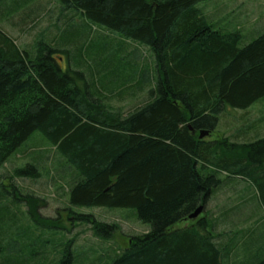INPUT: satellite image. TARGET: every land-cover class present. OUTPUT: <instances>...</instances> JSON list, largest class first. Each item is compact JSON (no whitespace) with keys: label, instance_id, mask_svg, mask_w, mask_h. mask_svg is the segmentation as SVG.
I'll list each match as a JSON object with an SVG mask.
<instances>
[{"label":"trees","instance_id":"trees-1","mask_svg":"<svg viewBox=\"0 0 264 264\" xmlns=\"http://www.w3.org/2000/svg\"><path fill=\"white\" fill-rule=\"evenodd\" d=\"M58 1L64 12H76L70 20L80 15L122 38L105 39L106 50L115 44L133 57L144 46L148 60H137V65L143 63L138 70L146 82L135 72L128 81L137 92L148 83L149 93L126 114L113 110L108 101L115 94L109 88L122 82L124 69L112 75L115 64L101 63L96 52L89 63L84 42L73 52L79 43L58 40L55 34L21 49L0 29V169L40 132L73 170L71 207L133 209L148 226L146 233L128 235V245L110 264H230L229 253H240L239 245L227 247L236 230L215 234L206 215L190 216L200 207L207 214L227 182L232 193L241 182L255 186L264 208V137L239 143L216 136L200 139V134H214L225 111L248 110L264 99V27L246 42L240 29L226 30L198 8L209 0ZM41 15L36 12L29 22L26 17L20 28L32 22L35 29ZM96 75L106 80L98 84ZM17 173L39 174L33 164ZM4 178L14 181L8 173L0 174ZM12 185L14 202L27 206L38 228L61 229L40 213L42 198L18 195ZM5 212L16 215L0 209ZM71 213L76 222L91 225L97 237L110 239L121 231L117 223ZM4 218L0 215V222ZM10 237L0 233L2 240ZM260 239L243 242L254 255L251 264H264ZM74 242L69 241L57 264H74ZM8 244L0 252L20 251ZM0 264L15 262L7 258Z\"/></svg>","mask_w":264,"mask_h":264},{"label":"rangeland","instance_id":"rangeland-1","mask_svg":"<svg viewBox=\"0 0 264 264\" xmlns=\"http://www.w3.org/2000/svg\"><path fill=\"white\" fill-rule=\"evenodd\" d=\"M62 8L63 6L58 0H0V29L17 42L21 49L32 48L37 41H50L52 40L51 36L55 34L58 35V40L71 39L72 42L79 43V46L75 48L72 47L74 43L72 44L73 52L82 47L84 42L85 51L90 54L88 56L89 63L93 64V53L96 52L98 61L101 63L111 60L115 64L114 70H111L112 75L118 74L119 69L125 70L124 77L119 79L122 82L109 88V91L115 94L108 101L109 107L126 114L140 106L142 101L147 98L150 86L148 83H144V88L137 92L135 83L131 84L132 88L128 80L135 72L138 74L139 80L146 82V75L143 76L138 70L139 68L143 69V63L137 65V60L141 62L142 59L148 60L149 53L144 46L140 49L137 48L133 57L126 55V51L119 50L115 44L106 50L104 48L105 39L118 42L122 38L117 33L84 20L80 15L75 20H70L76 12L74 10L64 12ZM198 8L208 18L214 20L213 22L223 26L226 30L240 29L246 42L252 41L257 36L256 32L262 31L261 28L264 27V0H209L200 3ZM36 12L42 13L41 18L36 21L37 27L34 29L35 24L30 22L26 25L27 28L21 29V21L26 17L28 22L33 20L32 17ZM52 31L53 34H51ZM72 59L73 57H71ZM105 80L106 76L99 78L96 75L98 84ZM136 80L135 82H137ZM132 93L135 94L132 95ZM212 136L219 139L230 138V141L239 143L251 142L264 137V99L255 103L248 110L229 109L225 111L220 117L214 134H209L206 139L210 140ZM28 164L36 165L39 174L36 177H19L17 172L25 169ZM1 173H8L14 181L9 178L0 180V209H9L16 215L12 217L6 214L7 212L0 213L5 216L0 222V233L8 232L11 235L10 239H0V246L5 247L9 243L8 245L11 244V247L19 246L20 251L13 252L7 248L0 252V261L9 258L15 264H57L68 248L69 241L75 238L71 248L74 264H110L113 258L128 245V235L143 234L147 231L148 226L138 220L136 211L133 209L71 207L68 188L71 186L73 170L68 166L66 159L57 153L52 144L40 132L34 133L22 145L9 163L0 169ZM12 184L17 188L18 195L34 193L42 198L43 202L40 204L42 206L39 205L40 213L44 217L56 220L61 229L38 228L29 217L27 206L24 203L14 202L15 190ZM230 187L229 182L225 183L207 208L214 209L215 204L220 206L223 201L236 203L261 201L257 188L251 186L249 182H241L239 190L235 193L230 191ZM238 208L243 210L241 207ZM71 211L91 214L99 222L117 223L121 226V231L115 233L110 239L97 237L91 225L86 222L78 223L71 218L73 217ZM202 215L206 214L202 213ZM263 227L264 215L260 229ZM237 230L227 240L229 244L227 247L232 248L239 245L237 249L240 252H248L243 243L239 244V241L246 235L240 229ZM122 235H124L123 238ZM258 244L264 246V230Z\"/></svg>","mask_w":264,"mask_h":264},{"label":"crops","instance_id":"crops-1","mask_svg":"<svg viewBox=\"0 0 264 264\" xmlns=\"http://www.w3.org/2000/svg\"><path fill=\"white\" fill-rule=\"evenodd\" d=\"M238 207L243 208V210L241 209L240 212ZM206 213L209 222L214 223L215 225L213 228L215 234L230 233L237 229H240L241 232L247 233V237H244L239 241L240 245H242L244 241L246 242L251 239L253 236L262 237L264 227L260 229V223L262 216L264 215V208L260 201L239 203L223 201L220 206L215 204L214 209L207 208ZM224 257L225 256L222 257L223 262ZM253 257L254 255L249 252L229 253L230 264H251Z\"/></svg>","mask_w":264,"mask_h":264},{"label":"water","instance_id":"water-1","mask_svg":"<svg viewBox=\"0 0 264 264\" xmlns=\"http://www.w3.org/2000/svg\"><path fill=\"white\" fill-rule=\"evenodd\" d=\"M190 129H192V127H190ZM209 134H210V132H208V131H202L201 134H200V139H203L204 137H207ZM203 211H204L203 207L198 208L195 211V213H193L190 216V219H192V220L197 219L198 217H200L202 215Z\"/></svg>","mask_w":264,"mask_h":264}]
</instances>
